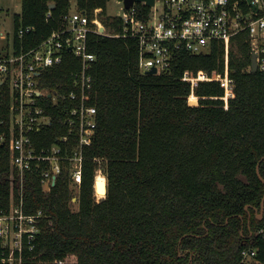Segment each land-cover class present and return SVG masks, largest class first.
I'll return each mask as SVG.
<instances>
[{
	"label": "trees",
	"instance_id": "16d2710c",
	"mask_svg": "<svg viewBox=\"0 0 264 264\" xmlns=\"http://www.w3.org/2000/svg\"><path fill=\"white\" fill-rule=\"evenodd\" d=\"M18 1V0H17ZM110 0H21L17 26H34L41 41L74 6L92 14L103 9L109 32L120 20L106 16ZM123 2L124 0H119ZM55 9L50 10V5ZM137 7L146 11L137 3ZM51 14V17H48ZM97 56L89 92L98 110L96 137L86 148L82 183L76 193L61 180L44 193L28 177L25 210H44L46 220L37 252L46 264H238L248 247L264 264V73L251 72V46L244 35L229 52L234 96L225 101L224 84L184 81L204 73L225 74V49L214 44L192 55L179 50L168 72L155 75L139 68L134 39L93 38ZM73 66L52 69L46 84L58 94L71 89ZM50 104L52 138L63 134L62 109ZM99 159L100 162H96ZM107 179V194L95 197L96 171ZM7 155L0 154V205H8L12 188ZM247 207H250L247 210ZM250 213V214H249ZM252 234V235H251ZM0 264L2 263L0 250Z\"/></svg>",
	"mask_w": 264,
	"mask_h": 264
},
{
	"label": "built area",
	"instance_id": "2783aa9c",
	"mask_svg": "<svg viewBox=\"0 0 264 264\" xmlns=\"http://www.w3.org/2000/svg\"><path fill=\"white\" fill-rule=\"evenodd\" d=\"M142 5L148 7L146 3ZM103 12L96 9L89 14L74 6L48 36L36 42L29 39L34 38V26H17L14 16L11 18L0 9V154L7 155L13 182L9 204L0 205L3 264H46L37 252L46 215L42 209L34 213L25 210L28 177L37 178L47 194L59 181H67L76 193L73 202L78 200L85 151L93 144L98 125V110L91 104L89 94L97 59L90 51L93 38L136 40L139 68L145 74L154 68L156 74L168 72L179 50L200 55L214 44L222 45L226 65L223 77L209 79L199 73L196 78L186 74L183 80L191 83L190 98L198 101L194 88L199 82L223 83L225 96L221 99L225 107L234 96L228 64L237 37L245 36L257 56L258 72L264 73V0H156L148 11L135 4L123 15L111 16L120 20L119 33L109 32ZM64 63L73 69L71 89L61 95L52 92L46 79L53 68ZM60 101L69 103L61 111L66 129L52 138L50 104L57 106ZM98 176L106 183L107 179L101 169L96 171L95 197L100 201L96 190ZM256 235L264 237V227ZM257 255V249L245 248L238 264H257Z\"/></svg>",
	"mask_w": 264,
	"mask_h": 264
},
{
	"label": "rangeland",
	"instance_id": "374dc122",
	"mask_svg": "<svg viewBox=\"0 0 264 264\" xmlns=\"http://www.w3.org/2000/svg\"><path fill=\"white\" fill-rule=\"evenodd\" d=\"M0 9L4 12L5 15H8L9 17L13 18V16L19 15L21 13V4L17 0H0ZM106 12L109 16L123 15L125 13L124 3L119 0H110L108 2ZM4 14H3V18H5ZM189 104L191 106H198L199 101L190 98ZM102 196H103L102 194L99 195L98 199H103ZM256 214H257L256 218L259 221H262L263 216H260V213L258 211L256 212Z\"/></svg>",
	"mask_w": 264,
	"mask_h": 264
},
{
	"label": "water",
	"instance_id": "95a60500",
	"mask_svg": "<svg viewBox=\"0 0 264 264\" xmlns=\"http://www.w3.org/2000/svg\"><path fill=\"white\" fill-rule=\"evenodd\" d=\"M20 1L21 0H18V2H20ZM155 1L156 0H124L123 3H124L125 9L128 10V9L132 8L137 3H146V5L148 7H152V6H154ZM53 9H55V4L50 5V10H53ZM256 58H257L256 54L252 53V56H251V72L253 74L258 73ZM156 73H157V70L154 68V69L148 71L146 74L147 75H155ZM263 160H264V158H263ZM257 174L260 177L261 181L264 183V179L260 176L259 166L257 168ZM96 185H97V181H96ZM46 190H48L47 187H46ZM106 194H107V183H106ZM249 208L250 207H247V210ZM263 215H264V198L262 200L261 211H260V216H263Z\"/></svg>",
	"mask_w": 264,
	"mask_h": 264
},
{
	"label": "bare ground",
	"instance_id": "6f19581e",
	"mask_svg": "<svg viewBox=\"0 0 264 264\" xmlns=\"http://www.w3.org/2000/svg\"><path fill=\"white\" fill-rule=\"evenodd\" d=\"M96 190L98 196L102 194L104 197H106V180L103 179L101 176H98L97 178Z\"/></svg>",
	"mask_w": 264,
	"mask_h": 264
},
{
	"label": "flooded vegetation",
	"instance_id": "af4514ba",
	"mask_svg": "<svg viewBox=\"0 0 264 264\" xmlns=\"http://www.w3.org/2000/svg\"><path fill=\"white\" fill-rule=\"evenodd\" d=\"M258 211V209H255V212H257ZM260 211H261V209H260ZM250 214V213H249Z\"/></svg>",
	"mask_w": 264,
	"mask_h": 264
}]
</instances>
